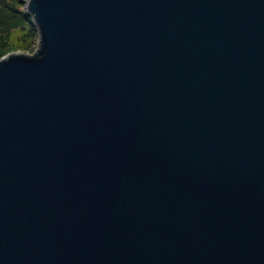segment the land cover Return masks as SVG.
I'll list each match as a JSON object with an SVG mask.
<instances>
[{
  "label": "water",
  "instance_id": "obj_1",
  "mask_svg": "<svg viewBox=\"0 0 264 264\" xmlns=\"http://www.w3.org/2000/svg\"><path fill=\"white\" fill-rule=\"evenodd\" d=\"M0 58V264H264V0H27Z\"/></svg>",
  "mask_w": 264,
  "mask_h": 264
},
{
  "label": "trees",
  "instance_id": "obj_2",
  "mask_svg": "<svg viewBox=\"0 0 264 264\" xmlns=\"http://www.w3.org/2000/svg\"><path fill=\"white\" fill-rule=\"evenodd\" d=\"M22 0H0V57L12 48L27 51L39 32Z\"/></svg>",
  "mask_w": 264,
  "mask_h": 264
},
{
  "label": "rangeland",
  "instance_id": "obj_3",
  "mask_svg": "<svg viewBox=\"0 0 264 264\" xmlns=\"http://www.w3.org/2000/svg\"><path fill=\"white\" fill-rule=\"evenodd\" d=\"M22 2H23L22 5H25L26 2H27V0H22ZM38 47H39V39H38L37 43L31 45V48H30L28 51H34V52H36V50L38 49ZM14 49H18V48H12V49H10V50H8V51H6V52L12 51V50H14ZM4 55H5V54H4ZM4 55H3V56H4ZM3 56H1V57H3ZM1 57H0V58H1Z\"/></svg>",
  "mask_w": 264,
  "mask_h": 264
}]
</instances>
